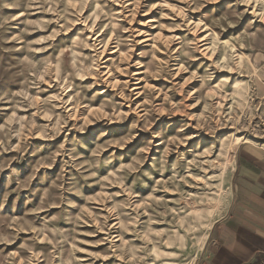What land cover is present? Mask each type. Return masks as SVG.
Returning a JSON list of instances; mask_svg holds the SVG:
<instances>
[{
	"label": "rangeland",
	"instance_id": "374dc122",
	"mask_svg": "<svg viewBox=\"0 0 264 264\" xmlns=\"http://www.w3.org/2000/svg\"><path fill=\"white\" fill-rule=\"evenodd\" d=\"M253 140L264 0H0V264H197Z\"/></svg>",
	"mask_w": 264,
	"mask_h": 264
},
{
	"label": "crops",
	"instance_id": "0c3cea01",
	"mask_svg": "<svg viewBox=\"0 0 264 264\" xmlns=\"http://www.w3.org/2000/svg\"><path fill=\"white\" fill-rule=\"evenodd\" d=\"M232 200L212 225L197 264H264V141L234 151Z\"/></svg>",
	"mask_w": 264,
	"mask_h": 264
}]
</instances>
